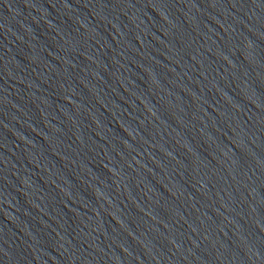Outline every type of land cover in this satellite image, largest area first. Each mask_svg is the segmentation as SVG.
I'll return each instance as SVG.
<instances>
[{
  "label": "water",
  "instance_id": "95a60500",
  "mask_svg": "<svg viewBox=\"0 0 264 264\" xmlns=\"http://www.w3.org/2000/svg\"><path fill=\"white\" fill-rule=\"evenodd\" d=\"M0 264H264V0H0Z\"/></svg>",
  "mask_w": 264,
  "mask_h": 264
}]
</instances>
